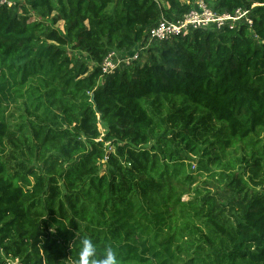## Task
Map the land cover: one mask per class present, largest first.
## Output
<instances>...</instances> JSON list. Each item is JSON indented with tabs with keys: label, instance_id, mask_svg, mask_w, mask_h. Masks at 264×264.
<instances>
[{
	"label": "trees",
	"instance_id": "16d2710c",
	"mask_svg": "<svg viewBox=\"0 0 264 264\" xmlns=\"http://www.w3.org/2000/svg\"><path fill=\"white\" fill-rule=\"evenodd\" d=\"M163 1L0 5V264H75L82 236L114 246L120 264H264V0L207 2L253 22L153 41L105 74L110 51L195 6ZM238 147L253 186L237 171L215 194L180 178L188 153L219 162L212 149Z\"/></svg>",
	"mask_w": 264,
	"mask_h": 264
},
{
	"label": "rangeland",
	"instance_id": "374dc122",
	"mask_svg": "<svg viewBox=\"0 0 264 264\" xmlns=\"http://www.w3.org/2000/svg\"><path fill=\"white\" fill-rule=\"evenodd\" d=\"M13 1H15L16 4L18 3L17 5L16 4L15 5H16V8L18 9L19 14H21L22 9L20 8L19 3H22L24 0H13ZM159 1L164 3L163 0H159ZM206 2H208L209 4L213 6V5H216L217 0H208V1L206 0ZM32 19L33 20L38 19V14L33 13ZM57 26L63 29L64 28L63 21L59 22ZM165 45L167 44L156 42L155 48H162ZM68 51L73 56L77 64L84 63L89 66L90 70H93V68L97 65V62L93 60V58L89 54L83 51L72 49L70 46L68 47ZM153 53L154 55H159L160 50L156 49L154 50ZM146 55L148 57L151 54L147 53ZM102 83L103 81L101 80V84ZM14 112L16 116H18L19 112L21 111L18 112L15 108ZM101 128L103 131L101 139L104 141V145L106 149L108 151L114 150L115 149L114 138L108 135V130L104 123H102ZM153 143L154 142L150 143L147 147H150ZM199 147L200 148L205 147L202 141L200 142ZM212 151L217 152L219 154V157H220L219 162H214L213 159H209V158H213L214 154L213 156H208V155L188 153L189 156L185 160L186 162L185 167L181 171L180 178L185 179L188 176H192L193 181L191 182V184H189L191 189L198 187L199 190L203 192L210 191L211 193L215 194L217 192L216 189L219 187L221 188V186L223 185V182L220 181V174L228 173L231 171H235V172L237 171V172L244 174L245 179L248 180L251 186H253V184L251 183L252 182L251 176H253L254 174L251 172V169L248 166V164H252V161H249V163L246 162L247 159L250 160V154H248V151L246 150L245 147H238L237 149L227 148L225 152H222L219 149L217 150L212 149ZM262 158H263L262 164L264 168V156ZM229 162H233L235 166L232 168H229ZM260 175L261 176L264 175V169L261 171ZM188 182H190L189 179H188ZM183 199L188 200L189 194H186L183 197ZM0 254L4 256L5 258H7L2 248H0ZM9 261L12 264H21L19 259L9 258Z\"/></svg>",
	"mask_w": 264,
	"mask_h": 264
},
{
	"label": "built area",
	"instance_id": "2783aa9c",
	"mask_svg": "<svg viewBox=\"0 0 264 264\" xmlns=\"http://www.w3.org/2000/svg\"><path fill=\"white\" fill-rule=\"evenodd\" d=\"M15 4L13 0H0V5L11 7ZM243 19L252 24L253 20L249 17L248 9L220 11L213 9L206 0H195V6L175 20L162 16L159 22L150 29L146 44L138 43L131 51H110L101 63L102 70L105 74H110L122 65H131L141 58V54L153 41H171L198 28L223 29L226 26L233 28Z\"/></svg>",
	"mask_w": 264,
	"mask_h": 264
},
{
	"label": "clouds",
	"instance_id": "9594fccd",
	"mask_svg": "<svg viewBox=\"0 0 264 264\" xmlns=\"http://www.w3.org/2000/svg\"><path fill=\"white\" fill-rule=\"evenodd\" d=\"M75 264H120V257L116 248L111 244L105 245L101 252L98 251L97 244L93 239L82 236L79 239Z\"/></svg>",
	"mask_w": 264,
	"mask_h": 264
}]
</instances>
